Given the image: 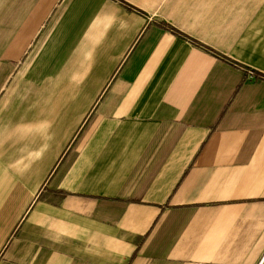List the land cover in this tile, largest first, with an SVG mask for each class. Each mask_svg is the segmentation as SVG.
<instances>
[{
    "label": "crops",
    "instance_id": "0c3cea01",
    "mask_svg": "<svg viewBox=\"0 0 264 264\" xmlns=\"http://www.w3.org/2000/svg\"><path fill=\"white\" fill-rule=\"evenodd\" d=\"M263 258L264 0H0V264Z\"/></svg>",
    "mask_w": 264,
    "mask_h": 264
},
{
    "label": "built area",
    "instance_id": "2783aa9c",
    "mask_svg": "<svg viewBox=\"0 0 264 264\" xmlns=\"http://www.w3.org/2000/svg\"><path fill=\"white\" fill-rule=\"evenodd\" d=\"M246 73H247V76H248V78H253V76H254V74H253V72L252 71H250V70H246ZM264 259V258H263ZM262 259V260H263ZM262 262V261H261ZM261 264V263H260Z\"/></svg>",
    "mask_w": 264,
    "mask_h": 264
},
{
    "label": "trees",
    "instance_id": "16d2710c",
    "mask_svg": "<svg viewBox=\"0 0 264 264\" xmlns=\"http://www.w3.org/2000/svg\"><path fill=\"white\" fill-rule=\"evenodd\" d=\"M255 75H256V76H259V74H256V73H255Z\"/></svg>",
    "mask_w": 264,
    "mask_h": 264
}]
</instances>
